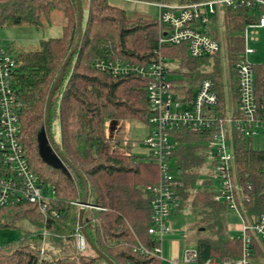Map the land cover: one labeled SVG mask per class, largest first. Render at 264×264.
<instances>
[{
  "label": "trees",
  "instance_id": "1",
  "mask_svg": "<svg viewBox=\"0 0 264 264\" xmlns=\"http://www.w3.org/2000/svg\"><path fill=\"white\" fill-rule=\"evenodd\" d=\"M191 1L197 0H178ZM80 3L83 34L78 39L77 0H0V27L25 24L43 29L62 25L60 36L41 39L36 49H9L16 59L13 79L18 93L21 141L36 176L53 188L54 197L45 216L31 203L0 208V219L5 218L7 224L22 219L36 227L22 239L0 245V264H108L104 258H93L95 253L89 245V255L76 250V203L83 193V182L76 170L88 185L81 227L104 257L114 264H162L160 259L134 250L137 240L145 246L153 244L147 233V186L156 182L158 169L149 159L109 150L117 142L106 134V121L110 119L145 122L147 79L133 73L114 75L97 69L95 63L111 59L147 64L158 52L166 58H176L178 66L185 68L183 76L192 78V83L203 77L213 80L218 100L212 108L224 114L234 110L236 104L233 61L242 50L241 31L248 17L243 9H226L223 28L217 34L224 47L222 54L192 58L185 45L158 46L156 17H130L124 8L109 0ZM77 43L53 92L45 123L49 91ZM254 74L257 94L264 93V63L254 65ZM54 120L60 132V141L54 143L72 164L67 166L69 175L46 164L39 155L38 133L45 124L50 132ZM206 137V131L181 129L176 134L178 143L173 156L184 183L177 192V208L188 206L198 217L195 247L201 261L209 256L233 258L240 251L239 238L227 233V204L213 199L209 179L195 185L203 166L204 154L200 150L205 147ZM234 152L243 205L249 212L258 213L264 204V139L262 147L257 148L247 139L234 137ZM42 227L50 232L43 241L38 234ZM206 229L210 235L201 234Z\"/></svg>",
  "mask_w": 264,
  "mask_h": 264
},
{
  "label": "built area",
  "instance_id": "2",
  "mask_svg": "<svg viewBox=\"0 0 264 264\" xmlns=\"http://www.w3.org/2000/svg\"><path fill=\"white\" fill-rule=\"evenodd\" d=\"M155 5L158 7L155 16L158 46L185 45L192 58L222 54L223 44L217 34L223 28L226 9H243L248 21L241 31L242 50L233 61L235 108L224 114L212 108L218 94L211 78L203 77L192 83V78L183 76L185 68L170 65L160 52L147 64L111 59L95 63L101 71L114 75L133 73L147 79L148 108L144 119L148 131L143 139L130 140L129 145L133 151L139 145L144 146L147 159L158 169L156 182L147 186L150 194L147 233L153 244L145 246L137 240L134 250L156 257L162 264H264V204L258 213L246 209L253 222L242 224L241 235H230L240 240L238 256H209L201 261L196 247L184 249L180 257L164 259L161 256V241L171 231L169 219L178 207L177 192L184 184L173 157L178 143L176 134L181 129L207 132L204 144L207 151L211 149V158L206 175L213 199L225 202L236 212L238 203L243 204L234 137L249 140L252 147L264 139V93L257 94L256 63L246 59L254 51L248 42L257 39L256 34L264 28V0H197L155 2ZM15 68V57L0 41V208L31 203L45 216L54 190L36 176L21 141L18 93L13 79ZM38 234L43 241L50 233L42 227ZM74 235L76 250L83 253L88 244L78 224Z\"/></svg>",
  "mask_w": 264,
  "mask_h": 264
},
{
  "label": "rangeland",
  "instance_id": "3",
  "mask_svg": "<svg viewBox=\"0 0 264 264\" xmlns=\"http://www.w3.org/2000/svg\"><path fill=\"white\" fill-rule=\"evenodd\" d=\"M111 3L116 4L126 10L130 17L134 16H147L155 17L158 12V7L155 2L136 1V0H109ZM179 3L178 0H169L167 3ZM62 33L61 24H53L43 29H36L30 25H15L0 27V41L11 50H32L39 47V41L49 37L60 36ZM158 33V32H157ZM257 39L250 40L248 45L254 48L252 53L246 55V59L251 63H264V28L260 29L256 34ZM224 50V47H223ZM161 54V53H160ZM165 57V55L161 54ZM170 65L178 67L176 58H167ZM184 68V67H182ZM60 73V72H59ZM58 76V75H57ZM197 82V81H195ZM178 94L181 92L176 90ZM229 92V91H228ZM46 123V122H45ZM47 125V124H46ZM45 126V125H44ZM43 126V127H44ZM118 128V130H117ZM49 129V128H48ZM51 137L54 142L60 141L59 123L57 120L51 123ZM106 129L109 134L117 136V139L112 137V140L118 141L117 144H111L109 150L130 152L132 155L140 156L141 159H147L146 151L144 150L139 154L133 152L129 145L130 140L143 139L148 131L144 120L140 119H120V120H107ZM257 148L262 147V142L254 143ZM140 148L144 147L139 145ZM206 154L204 164H207L211 158V149L204 147L200 153ZM208 168V165L205 169ZM204 171L200 173L199 180L203 178ZM80 206V202L76 203ZM19 205V204H18ZM15 207L16 205H11ZM36 207V206H35ZM37 208V207H36ZM40 212V211H39ZM41 213V212H40ZM241 217H240V215ZM225 222L227 224V233L230 235H241V226L243 223L250 224L253 220L250 218L246 208L243 204L238 203L237 212L233 209L226 208ZM198 217L189 208H177L175 213L170 216V224L172 231L163 236L161 241V256L166 259L169 257H180L183 250L189 247H195L196 240L199 232L197 230L196 221ZM36 230V227L28 220H15L7 224L5 218L0 219V245L6 242L22 239L23 237L31 234ZM48 231V230H47ZM202 235H210L208 229L201 231ZM50 233V232H49ZM43 248V247H41ZM82 254L89 255L90 250L88 247Z\"/></svg>",
  "mask_w": 264,
  "mask_h": 264
},
{
  "label": "water",
  "instance_id": "4",
  "mask_svg": "<svg viewBox=\"0 0 264 264\" xmlns=\"http://www.w3.org/2000/svg\"><path fill=\"white\" fill-rule=\"evenodd\" d=\"M77 9H78V18H77V31H78V39H80V37L83 34V29L81 27V22H82V7H81V3L80 0H77ZM78 43L73 47L72 50L69 51L68 55L66 56L63 64H62V68L60 70V73L58 74V76L56 77L46 100V104H45V122L47 123V119H48V113H49V107H50V101L52 99L53 96V92L54 90L57 88L59 81L61 80L62 76H63V68L66 65V63L69 60L70 55L72 54V52L77 48ZM63 95L64 93L61 94L60 99H59V108L61 105V102L63 100ZM37 141H38V151H39V155L41 157V159L48 165H51L55 168H59L65 175H69L67 166H71L72 164L69 161V159L58 149V147L56 146V144L54 143L51 134L49 132L48 126L45 124V126L43 128L40 129L38 136H37ZM77 174L79 175V177L82 179L83 182V193L80 199V206H79V213H78V219H77V224L81 227V222H82V216H83V211L86 205V197H87V190H88V185L87 182L85 180V178L83 177V175L76 170ZM81 230L85 236V239L87 241V244L89 245V247L93 250V252L95 253V255L93 256V258H104L105 261L108 264H114L111 260L107 259L106 257H104V255L102 254V252L91 242V240L89 239L87 233L82 229Z\"/></svg>",
  "mask_w": 264,
  "mask_h": 264
},
{
  "label": "crops",
  "instance_id": "5",
  "mask_svg": "<svg viewBox=\"0 0 264 264\" xmlns=\"http://www.w3.org/2000/svg\"><path fill=\"white\" fill-rule=\"evenodd\" d=\"M117 130H118V128H117ZM106 134H107V136H108L109 138H111V139H112V137H113V138L115 137V138L117 139V136H114L115 134H114V135L109 134V132L107 131V129H106ZM143 150H144V152H145V149H144V148H140V147H138V148L134 149L133 152H135L136 154H139V153L142 152ZM202 154H204V161H203V166H202L201 173L203 172V170H205V171H204L203 178H202L201 180H199L200 175L198 176V178H197L196 181H195V185H198V184L202 183V182L205 180V178H207V175H206V174H207V171L209 170L210 160H209V162H208L207 164H204L205 159H206V154H205V152L202 153ZM207 165H208V168L205 169ZM186 208H189V207L186 206ZM174 213H175V212H174ZM174 213H173V214H174ZM170 227H171V224H170ZM171 231H172V227H171ZM171 231H170V232H171Z\"/></svg>",
  "mask_w": 264,
  "mask_h": 264
}]
</instances>
